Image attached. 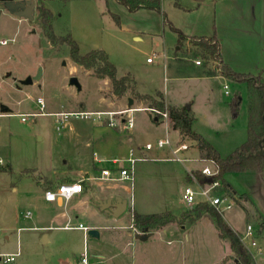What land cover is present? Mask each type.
I'll return each instance as SVG.
<instances>
[{"label": "rangeland", "instance_id": "374dc122", "mask_svg": "<svg viewBox=\"0 0 264 264\" xmlns=\"http://www.w3.org/2000/svg\"><path fill=\"white\" fill-rule=\"evenodd\" d=\"M174 1L179 4L181 0H161V13L151 10L130 13L117 0H46L44 7L54 16L51 23L54 34L57 37L70 35L80 54L102 50L116 67L117 77L129 73L139 92L160 89L164 96L177 98L179 104L190 107L192 131L212 145L220 157H226L248 138L254 91L246 84L220 74H211L205 81L198 80L196 77H200V73L189 60L193 56L195 60L208 63L198 51L186 45L174 55L177 36L164 24L162 13L173 27L191 36L215 35L219 49L221 46L228 55L233 71L256 76L264 67V0H250L252 3L237 0L235 5L228 2L215 5L212 0H202L200 7L190 12L178 9ZM181 5L194 7L195 3L183 0ZM250 5L252 8L248 10ZM251 14L256 18L250 19ZM112 15L118 16L119 24ZM23 26L0 15V38L10 40L17 31L14 42L0 46V99L12 111L10 115H0V254L19 250V256L10 264H78L83 251L82 231L33 229L49 227L45 219L54 212L40 205L38 199L43 191L37 184L38 171L35 169H55L58 167L55 162L61 158L71 164L73 150L65 139L78 129L93 131L100 123L96 115L83 118L71 113L108 112L112 108L109 106L111 100H103L101 95L108 96L109 86L80 68L73 71L74 64L66 44H48L36 24L31 34L25 37ZM153 53L158 57L148 64L147 59ZM163 54H166V60ZM39 70L41 77L33 86L21 87L22 91L16 89L14 79L18 82L23 75L33 72L36 76ZM72 77L77 79L80 90L69 85ZM175 77L182 80L174 81ZM236 95L239 97L238 112L233 116L229 104ZM38 97L45 101L43 112L46 114L21 121L19 114L39 111L35 105ZM107 118L101 121L106 124ZM132 118L134 128L129 133H122L125 137L131 135L134 148L165 137L166 124L155 125L147 112H134ZM113 121L121 127L118 116ZM168 131L170 139L177 137L171 129ZM92 150L95 155L101 153L97 147L89 149L86 158L89 169L93 163ZM155 152H150L149 163L138 164L132 186L126 181L109 183L110 186L116 185L126 198V210L119 217L117 227L106 220L103 227L97 229V220L92 214L97 212L101 216V213L90 206L87 213L69 223L72 228L81 224L101 234L100 239L88 238L86 241L88 264H98L93 255L99 254L105 244L104 236L115 238L112 235L114 229L135 232L129 240L132 249L128 248L129 245L127 248L118 245L116 238V244H113L112 239L110 255L120 257L124 264H139L138 261L144 258H154L156 261L151 264H158L157 259L165 254L172 255L169 264H238L228 243L218 238L215 223L209 217L193 224H175L176 230L172 232H152L145 243L135 239L138 232L132 229V210L156 213L171 209L175 213L180 211L181 216L190 209L182 200L183 175L175 164L165 159L169 156L166 151L159 153H167V157L155 156ZM120 166L122 163L116 167ZM156 166L164 167L165 173H159ZM186 166L190 168L189 164ZM25 170L30 173H24ZM246 176L247 173L224 175L230 187L237 192L248 189L249 193V200L243 201V206L234 202L224 213V218L241 234H245L247 224L252 226L253 238L262 253L258 254L250 246L247 249L255 264H264V229L260 231L261 222L256 217L261 215L264 219V186L254 188ZM105 187L106 184L93 185L97 192L104 191ZM27 212L30 213L28 218L25 217ZM55 225L58 224L52 226ZM42 234L49 236L47 246L39 241V237L44 236ZM244 242L247 244L249 240ZM68 243L72 245L71 253L66 247ZM106 243L109 246L110 243ZM105 260L100 264H106Z\"/></svg>", "mask_w": 264, "mask_h": 264}, {"label": "crops", "instance_id": "0c3cea01", "mask_svg": "<svg viewBox=\"0 0 264 264\" xmlns=\"http://www.w3.org/2000/svg\"><path fill=\"white\" fill-rule=\"evenodd\" d=\"M13 1H15V2H25L27 0H13ZM32 1L34 2V6H35V11H34L32 20L24 19V18L17 17V16L9 14L5 9H3L2 2H0V15H4V17H8V19L10 21L15 22L17 25H19V24L24 25L23 27H24L25 37H27L29 34H31L32 29H35L33 27V25L36 24V25H38L41 28L40 21H39V9H40L41 6H44L46 0H32ZM71 1H76V0H71ZM181 1L183 2V0H181ZM181 1L179 2V4L177 3V1H174L173 4L178 9H181L182 11H187V12H190L193 9H198L200 7L201 3H202V0H190L191 2L193 1V3H195L196 6L194 5V7L193 6L184 7L183 5H181ZM212 1H213V4H215V5H217L218 3H225V2H228L230 4H234L235 5L236 2H237V0H212ZM247 1L250 2V0H247ZM250 3H252V2H250ZM251 8H252V5H250V8H248V10H251ZM140 11H144V10L143 9L138 10V12H140ZM135 12H137V11H135ZM135 12H132V13H135ZM35 15H37L36 20H35ZM112 16H114V15H112ZM115 16H117V15H115ZM117 18H118V16H117ZM249 18L250 19H255L256 16L254 14H251V16H249ZM118 20H119V18H118ZM52 21H53V18H52ZM178 30H180V29H178ZM16 32L13 34V36H12V38L10 40L0 38V46L4 47V46H7L9 42H14L15 36H16ZM181 32L183 33V35H185L187 37H192L193 36V35L192 36L189 35L186 32H183V31H181ZM195 37H199V36H195ZM200 37H203V36H200ZM204 37H206V36H204ZM2 41H7V43L6 44H1ZM48 44H49V42H48ZM175 46H177V47H175V51H173L174 55L178 54L177 51H180L181 48H183V46L191 47L188 44L187 41L183 45L179 46L178 42H177V39H176ZM194 49L199 52L198 49H196V48H194ZM220 53H221V57H222L223 62L226 65H228L233 70V67H232V65L230 63L229 57H228V55L227 56L225 55V53H224V51H223L221 46H220ZM200 55H201V53H200ZM157 57H158V54H157ZM174 57L176 59H178V56L177 57L174 56ZM163 58H164V60L167 59L166 54H163ZM197 60H201V59H197ZM189 61H190L191 65H193L198 70V72L200 73V77H199V75H197V77H196L198 80L205 81V80H207L209 78L208 76L211 75V74H216V75L220 74L218 69L216 68L217 64H215L214 62H212L210 60H206L208 65H206V63L204 64V62L202 60V64L200 66H196L194 64L195 57H193V56L191 57V59ZM73 64H74L72 66V70L73 71H77V69L80 68L86 74H88L90 76H94L92 71L85 70L81 66L75 64L74 62H73ZM148 64H150V63H148ZM151 64H152V62H151ZM34 74H35L34 72L33 73H26L25 75L22 76L21 80L26 79L27 76H29L31 78H34L35 77ZM125 76H129L133 80V89L131 91H128L125 95H123L121 97H116V96H114L111 93V85H110V82H109L108 79H100V78H98L100 80H104L106 83H108V86H109V88L107 90L108 91V94H107L108 96L105 97V96L101 95L103 100H109V99L111 100V102H109V106L112 107V108L109 109L108 112H118V111L124 110L126 108H129L128 107L129 100H132L131 107H134V108H149L147 102L139 100L137 97H135L132 94V92L136 93V94H140V95H153L155 92L162 93L160 89H154L152 92H149V93L139 92L138 90H136L135 81H134L133 77L129 73H126L125 75H123L121 77H118V78H123ZM40 77H41V74H40ZM40 77L38 78V80H34V81H39ZM21 80H19V81H21ZM178 80H182V79L181 78L179 79V77H175L174 81H178ZM13 81L16 84V89L20 90V91H22L21 87H24V86L31 87V86H33L35 84V82L33 81V83L30 84V85H20L18 83L19 81L16 82V79H14ZM162 95H163L164 103H165L166 106L175 107V108L186 107L185 105L179 104L180 101L177 98L166 97V96H164L163 93H162ZM38 98H42V97H38ZM43 102H44V109H45V101L43 100ZM170 102H172V103H170ZM0 104H2V105L4 104L6 107L9 106L6 103H3L2 99H0ZM17 105L18 104H16V107H17ZM35 105L39 108V105L37 104V102L35 103ZM187 108L190 109V107H188V106H187ZM137 112H147L149 114V116L152 117V121H153V123H155V125H160V124L164 125V124H166L167 128H166V133L165 134H167L169 136V131L168 130L169 129L172 130L171 125H170L169 122L162 121L160 118H158L156 116H153L148 111H137ZM33 114H35V113H33ZM44 114H46V113H44ZM47 114H52V115L55 114V115H57V114H61V113H47ZM0 115H4V114H0ZM123 131L127 132V133L130 132V131L125 130L123 128L122 124H121V127H118L117 125L114 126V127H110L108 125V122L106 124H104L103 121H100V123L93 128V131H87L86 129H78V130H76V132H74L72 135H70V137L68 139H65V142L73 150L72 151L73 158L71 159V162H70L71 164H68L66 159L61 158L58 162H55V163H58V167L55 166V169H51L50 171H46V170L44 171L42 169V167H38V168L35 169V170L38 171V174H36V175H38L37 184H38V186L40 188H42V191H43L42 195L40 194L39 199H38L39 202H40V205L41 206H46L48 209L54 210V212H53V214H50L49 216L48 215L46 216L45 222L47 221V223L50 225L49 227H46V226L39 227V226H37V227L33 228L34 230H46V229H50L51 230L52 229V230H62V231H71V230L81 231L79 229H76L75 227H73V228L71 227V229H65V227H70L69 226L70 222H72L73 220H78L80 217L83 216L81 214L87 213L89 211L88 206H90L93 209H98L100 211V213H101V216H99L97 214V212H94L92 214V216H95V219L97 220V223H95V226H97V229L100 228V227H103L102 224L106 220L108 222H110L111 224L115 225L116 227L120 224V218L119 217L126 210V207H125L124 211L122 210V202L123 201L126 202V198L123 195V193L118 189V187L116 185H111L110 186L109 183L112 184L114 182H121V181H111L109 179L103 178L101 176V170L110 169L111 173H112V176L116 177V174H117L116 171H117L118 167H116L117 165L112 164L111 160H114V159L122 160V159L127 157L128 152H129V150L131 148L138 150L139 148L142 147V146H137L136 145L137 147L134 148L133 147V138L131 137V135L128 136V137L123 136V133H122ZM172 131L177 134V137H174V139H172L173 142H176L181 135L177 131H174V130H172ZM157 139H160V138L158 137ZM192 142H194V141H192ZM193 144L196 146L195 152L194 151L193 152L189 151L187 153V155H188L189 158H193V159L200 158L201 155L199 153V150H198V147L196 145V142H194ZM93 147H97L98 149H100L101 153H100V155H95V150H92L93 163H92V166H91L92 169H89L90 167H88L86 165V158L89 155V149L90 148L93 149ZM149 155H150V153H149ZM154 155L155 156L161 155L163 157H167L168 154L167 153L162 154V153H159L157 151V152H155ZM154 155H152V156H154ZM148 161H143V162H139V163L140 164L141 163H149ZM139 163H137V165H136V171H137V166H138ZM172 163L175 164L178 167L179 172L183 175V180H184L185 185L187 183H189L188 176L183 171L182 167L179 164H177V163H174V162H172ZM123 164L124 163H122V165ZM189 165H190V169L193 170L194 172H197L201 168V166L198 163H196V162H191ZM156 168H157V171L159 173L160 172L165 173V168L164 167L156 166ZM136 171H135V173H137ZM24 173L29 174L30 171L25 170ZM246 179H248L250 182H252V186H254V188L255 187L264 186V175H262V174L247 173ZM72 182H80L81 183L82 192L80 194L73 196L68 201L57 200L56 202H53V203H55L54 205H52V203L46 202L44 200V193L47 190H52L56 186H58L60 184L72 183ZM94 184L100 185V186H102L103 184H106V187L104 188V191L97 192V191H95L93 189V185ZM131 186H132V184H131ZM227 188H228L229 192L233 193L234 198H231L229 196L228 191H225L223 188H221L220 193L227 195L229 198H231V200L233 202H236L237 204H240L241 206H243V201L247 202L249 200L248 189H243V192H237V190H235L232 187H230V185H228ZM70 202H72V204L69 205ZM126 206H127V204H126ZM134 211H136V210H134ZM164 211L172 212L175 216H179L181 214L180 211L178 213H175L171 209H165ZM164 211H162V212H164ZM137 213H140V214H152V213H149V212H137ZM156 213H161V212H156ZM113 216H115V217H113ZM204 217L211 218L209 215H203L201 218L196 220L194 223L199 222ZM222 217L225 220V222L228 224V226L234 232H236L229 225L227 220L224 218V214H223ZM256 217L259 220V222H261L260 223V231H262V229H264V228H261V224L264 222V219L261 217V215L256 216ZM95 219H94V221H96ZM131 221H132V213H131ZM54 223H56L58 225L52 226ZM175 224L176 223L168 224V225H166L165 227H163L162 229H159V230H146V231L140 232L137 229H135L133 227L132 223H131L132 229L136 230L138 233H140V234L141 233H151V235L148 236L145 240H142V242H144V243L147 242L148 238L152 236V232H156L157 231L159 233H168V232H172V231L176 230V225L177 224L176 225ZM191 224H193V223H191ZM248 225L249 224H247L246 227ZM236 233L238 235L240 234V235L243 236V234H241V233H238V232H236ZM132 234H135V232L133 233L132 230L130 232H126L125 233V232H120V230H118V229H114V232H112L113 237H115L117 239V244L118 245L122 244L126 248L130 244L129 240L131 239ZM42 235H44V236H42V237L40 236L39 237V241H40V243L42 245L47 246L49 244V236H48V234H42ZM100 235L101 234L98 231L97 237H91V236L87 235V238L85 240L84 239V233H83V247H84V244H86V241H87L88 238L100 239L101 238ZM217 235H218V231H217ZM4 238H5L6 241H9V238L7 236H5ZM115 238H106L104 236L105 244H103L101 246V249H100L101 253L99 252V254H94L93 255V257H95L97 259V263L98 264H100L101 260H103L105 258H106L105 261H107L106 264H124L123 259H121L120 257L113 258L110 255L111 242H112V239H113V244H116V239ZM218 238H219V236H218ZM106 242L110 243L109 246L107 245ZM66 247L69 249V253H71L72 251H70V249L72 248V245L70 243H68L66 245ZM128 248L132 249L133 246L129 245ZM260 250H261V248H260ZM7 254H12V253H7ZM81 255H82V253H81ZM170 257H172V255H169V254H167V256H166V254H165V256H160V258L157 259V263L158 264H169L168 261H171L173 259V258H170ZM225 259H223V261ZM80 260H81V258H80ZM153 261H156V260L154 258H151L150 260L147 259V258H144V260L138 261V263L139 264H151ZM63 264H70V263H63ZM78 264H80V262Z\"/></svg>", "mask_w": 264, "mask_h": 264}, {"label": "trees", "instance_id": "16d2710c", "mask_svg": "<svg viewBox=\"0 0 264 264\" xmlns=\"http://www.w3.org/2000/svg\"><path fill=\"white\" fill-rule=\"evenodd\" d=\"M117 1L131 13L141 9L161 13V0ZM162 15L164 24L177 35L179 46L187 41L191 47L199 50L205 60H210L217 64L216 68L220 75L244 83L250 90L254 91L255 97L251 105L253 119L248 128V138L228 156L220 157L218 152L201 135L192 131L193 116L189 108L166 106L163 95L160 92H155L153 95H140L133 92L132 94L139 100L147 102L149 108H156L159 111L167 110L172 130L177 131L183 138L196 142L201 157L215 162L218 167V175L212 180H219L221 188L225 191H228V184L224 179L225 174L256 173L264 175V156H247V154L258 150V141L264 138V68L256 76L233 71L223 62L215 35L210 37H187L171 25L164 13ZM112 17L115 23L119 24L117 16L114 15ZM52 18L50 10L41 6L39 9L40 26L49 44H66L69 47L70 57L75 64L85 70L92 71L93 75L97 78L109 80L111 93L114 96L121 97L133 89V80L129 76L118 78L116 67L109 61L104 51L91 50L86 54H80L78 45L72 40L70 35L57 37L52 30ZM238 102L239 97L236 95L229 104L233 116L237 115ZM196 177L201 184L207 182V179L200 173H196ZM228 193L231 198H234L232 192L228 191ZM203 215H209L213 219L219 238L228 243L229 249L238 264H255L250 252L241 243L239 235L228 226L222 215L207 203H198L181 216H175L169 211L140 214L133 210L132 225L140 232L159 230L171 223H176L180 226L185 223L191 224ZM261 228H264V222L261 224Z\"/></svg>", "mask_w": 264, "mask_h": 264}, {"label": "built area", "instance_id": "2783aa9c", "mask_svg": "<svg viewBox=\"0 0 264 264\" xmlns=\"http://www.w3.org/2000/svg\"><path fill=\"white\" fill-rule=\"evenodd\" d=\"M7 41H2L1 44H6ZM157 57L156 53H153L151 58L147 59L148 63H151L153 59ZM194 64L196 66H200L202 64L201 60H195ZM226 89V85L224 86ZM39 105V112L35 114H19L21 117V121H25L28 117H36L40 115H44V102L42 98H38L36 100ZM137 111H148L153 116L160 118L164 122H169L168 112L165 109L164 111H159L156 108H134L129 107L124 110L118 112H95V113H71L72 115H80L83 118H89L90 115H96L99 121L104 117H108V125L110 127L116 126L113 119L115 116L121 121L123 128L127 131L132 130L134 128V120L132 118V113ZM189 142V143H188ZM185 139L183 137H179L176 142H173L172 139L166 134L164 138H160L155 140L153 143H146L141 148L130 149L126 158L114 159L111 160L112 164L118 165L119 163H124L122 166L117 168V176L113 177L110 169L101 170V176L103 178L109 179L111 181H126L131 184L134 181L136 165L139 162L150 160L149 153L153 150L158 152L166 151L169 156L165 159H169L171 162L179 164L183 171L186 173L189 179V183H187L183 189L182 200L185 205L189 208L198 204V203H207L211 207H213L219 214L223 216V214L230 210L234 205V202L227 195L220 193L221 183L219 180H212L214 177L218 175V167L213 160H208L205 158H189L187 153L190 150H195L196 146L193 144L194 142ZM191 162L198 163L201 168L194 172L190 168H187V164ZM201 163L203 165H201ZM2 164V160L0 159V165ZM196 173H200L203 175L207 182L205 184H201L197 177ZM82 192V185L80 182H72V183H64L56 186L52 190H47L44 193V200L46 202H56L57 200L68 201L73 196L78 195ZM25 217H30V213L27 212ZM76 229L81 230L84 233V239L87 238L88 229L83 225H78L75 227ZM65 229H71V227H65ZM241 242L244 244L246 249L248 246L252 247L256 250L258 254H261V250L257 245L256 241L253 238V228L251 225L246 227V232L240 238ZM249 240L246 244L244 241ZM248 250V249H247ZM19 256V250L12 254H0V263L2 264H10L15 261V259ZM80 264H88V249L86 244H84L83 252L81 255Z\"/></svg>", "mask_w": 264, "mask_h": 264}, {"label": "water", "instance_id": "95a60500", "mask_svg": "<svg viewBox=\"0 0 264 264\" xmlns=\"http://www.w3.org/2000/svg\"><path fill=\"white\" fill-rule=\"evenodd\" d=\"M0 2H2L3 9H5L9 14L24 18V19H29V20L33 19L35 6H34V2L32 0H27L25 2H15L13 0H0ZM40 74H41V70L38 71L37 75L34 78L27 77L26 79L21 80L18 83L20 85H30L33 83L34 80H38V78L40 77ZM69 85L76 87L77 90H80V85H79L77 79L74 77L70 78ZM131 105H132V100H129L128 107H131ZM10 113H11V110L8 107L0 104V114L7 115ZM258 155L264 156V138H261L258 141V150L257 151H255L254 153L247 154V156H258ZM125 207H126V202L123 201L122 202V210L123 211L125 210ZM87 235L91 236V237H97L98 232L96 230L92 229V230L88 231ZM150 235H151V233H141V234L138 233L135 235V239L145 240ZM235 262H237V261L235 260Z\"/></svg>", "mask_w": 264, "mask_h": 264}]
</instances>
